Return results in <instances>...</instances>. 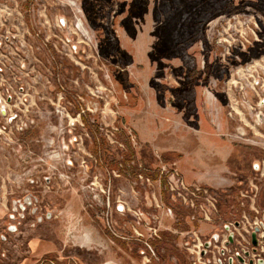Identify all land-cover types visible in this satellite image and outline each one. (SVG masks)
I'll return each mask as SVG.
<instances>
[{
    "label": "rangeland",
    "instance_id": "obj_1",
    "mask_svg": "<svg viewBox=\"0 0 264 264\" xmlns=\"http://www.w3.org/2000/svg\"><path fill=\"white\" fill-rule=\"evenodd\" d=\"M0 45V234L16 227L0 264H138L102 219L104 193L136 208L132 163L204 175L217 195L204 241L242 220L239 182L264 165V0H0ZM178 239L161 233L153 264H181Z\"/></svg>",
    "mask_w": 264,
    "mask_h": 264
},
{
    "label": "built area",
    "instance_id": "obj_2",
    "mask_svg": "<svg viewBox=\"0 0 264 264\" xmlns=\"http://www.w3.org/2000/svg\"><path fill=\"white\" fill-rule=\"evenodd\" d=\"M131 142L136 144L133 137ZM118 166L123 169V165ZM134 166L139 168L138 172L133 173L131 179H126L133 186L131 187L133 195L130 197L136 202L135 209L130 210L127 207L124 202L126 197L121 192L112 209L109 194L103 192L105 204L102 219L107 233L126 246L132 244L135 247L134 252L138 264H153L159 261L155 243L161 239L163 232L174 234L179 238L177 247L188 255L190 264H217L215 257L207 260L206 255H201L202 250L207 251L209 249L205 248V241L202 236L205 222H210V217L217 212L215 206L217 195L202 181H187L176 165H157L150 175L144 174L145 169H142L141 165H133L132 163V165L125 167ZM252 168L255 173H259L258 179L250 178L244 183L239 182V185L250 188V193L248 189L239 193L240 205L245 208L240 221L241 227H235L231 223H228V226L230 232H234L235 236L241 234L242 230L250 235L255 227L258 228L259 231L256 234L257 252L251 254V257L255 259L264 253V211L259 210L256 206L259 190L257 183L262 182V178H264V165H257V169H254V166ZM114 176L120 177L121 175L115 173ZM157 186H162L166 193L167 198L164 202L161 195L156 192ZM138 187H142L145 195L141 194ZM175 210L179 213L178 227H163V218L173 220ZM250 212L258 216L260 214V217L255 216L254 219H251ZM112 213L118 217L117 220L115 217L113 218ZM227 237L226 233L222 234L221 242H226Z\"/></svg>",
    "mask_w": 264,
    "mask_h": 264
},
{
    "label": "flooded vegetation",
    "instance_id": "obj_3",
    "mask_svg": "<svg viewBox=\"0 0 264 264\" xmlns=\"http://www.w3.org/2000/svg\"><path fill=\"white\" fill-rule=\"evenodd\" d=\"M9 218L12 219V216H9ZM23 218L24 217H22V219ZM39 223H42L41 219ZM234 225L235 227H238V228L241 227L240 222H234ZM15 230H16V227L12 226L9 223L7 226H5V231L3 232L4 234H0V252H1L0 256L3 257V254H4L1 246L4 242L7 241V237L5 236V234L11 231L14 232ZM242 231L243 232L241 234H239L238 236H235L234 232L233 233L230 232V228L228 224H224L223 231L221 232L220 235L215 233L211 235L210 239L204 242V243H208L207 247L205 248H209V249L207 251L202 250L203 254L201 255L203 256L206 255L207 260H210L215 257L217 260V264H250V263L251 264H264V253L259 255V257H256L255 259L251 257V254H252V245H251V237H250L251 234L248 235L246 231L244 230ZM104 233L107 235V231H105ZM225 233L228 235V237H227V241L223 243L221 242V237H222V234H225ZM229 236H231V242L229 241ZM202 239H203V236H202ZM120 244H123V243L120 242ZM213 244H215V246H213ZM170 253L172 252L170 251ZM181 255H183L181 262L183 264H188L189 262L190 264L188 255L184 252H182ZM239 259H241L243 262L241 263ZM40 260H38V262ZM209 264H212V263H209Z\"/></svg>",
    "mask_w": 264,
    "mask_h": 264
},
{
    "label": "crops",
    "instance_id": "obj_4",
    "mask_svg": "<svg viewBox=\"0 0 264 264\" xmlns=\"http://www.w3.org/2000/svg\"><path fill=\"white\" fill-rule=\"evenodd\" d=\"M216 166H218V165H201V167L202 168H210V167H212V168H214V167H216ZM192 178H195V180H197V181H202V182H204L205 181V178H204V175H202V174H195ZM204 180V181H203ZM84 231H85V233H86V240L90 243V244H92V245H95V246H107L108 244H107V236L105 237V236H102V234L101 233H99L98 231H96V229L94 228V227H92V226H90V227H85V229H84ZM83 245H85L84 243H83ZM30 250H31V252H33L34 250H36V248H37V250H38V247L36 246V245H33V243H31L30 244ZM37 250L36 251H34V253L33 254H35L36 256H39L38 255V253H37ZM124 250V249H123ZM36 252V253H35ZM100 254H101V252H99ZM98 253V254H99ZM46 255H49V253L48 254H46ZM41 257H42V254L40 255ZM96 256H101L100 258H102V256H103V254H101V255H96ZM105 259H108L109 260V255H104L103 256ZM27 261H28V259H25V260H23L22 261V263L21 264H26L27 263ZM116 263V262H115Z\"/></svg>",
    "mask_w": 264,
    "mask_h": 264
},
{
    "label": "trees",
    "instance_id": "obj_5",
    "mask_svg": "<svg viewBox=\"0 0 264 264\" xmlns=\"http://www.w3.org/2000/svg\"><path fill=\"white\" fill-rule=\"evenodd\" d=\"M211 12L209 13L208 8L203 9V12H201L200 16L197 17L196 21H195V27H194V31L191 37L187 38L188 42L185 43V45L187 43H191L196 39L197 36V32H198V28L200 26H203L207 20H209L210 16H211ZM36 264H60L58 263L55 259L52 258V256H50L48 259L47 258H42L38 263ZM67 264V263H66ZM181 264H183L181 262Z\"/></svg>",
    "mask_w": 264,
    "mask_h": 264
},
{
    "label": "water",
    "instance_id": "obj_6",
    "mask_svg": "<svg viewBox=\"0 0 264 264\" xmlns=\"http://www.w3.org/2000/svg\"><path fill=\"white\" fill-rule=\"evenodd\" d=\"M254 169H257V165H254ZM258 231H259L258 228L255 227L253 229V231L251 232V235H250V237H251V245H252V253H255L256 250H257L258 241H257V238H256V234L258 233ZM229 241L231 242V236H229ZM207 245H208V243H205V247H207ZM246 255H247V253H246ZM239 261L241 263L243 262L241 259H239Z\"/></svg>",
    "mask_w": 264,
    "mask_h": 264
}]
</instances>
